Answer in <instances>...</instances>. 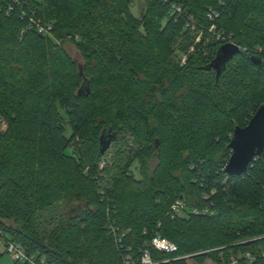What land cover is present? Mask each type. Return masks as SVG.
I'll return each mask as SVG.
<instances>
[{"label": "trees", "instance_id": "16d2710c", "mask_svg": "<svg viewBox=\"0 0 264 264\" xmlns=\"http://www.w3.org/2000/svg\"><path fill=\"white\" fill-rule=\"evenodd\" d=\"M135 1L0 0V242L48 264H123L159 233L179 250H152L157 264H264V157L225 173L234 128L264 104V0H144L140 18ZM219 31L241 51L218 76ZM127 137L136 148L101 168ZM63 199L71 214L40 233Z\"/></svg>", "mask_w": 264, "mask_h": 264}, {"label": "water", "instance_id": "95a60500", "mask_svg": "<svg viewBox=\"0 0 264 264\" xmlns=\"http://www.w3.org/2000/svg\"><path fill=\"white\" fill-rule=\"evenodd\" d=\"M240 48L233 44L220 47L215 60L207 69L215 68L219 76L226 63L240 53ZM112 139L102 137V153L111 145ZM231 157L225 167L229 176H241L248 171L256 157H264V104L261 105L245 127H235L229 144Z\"/></svg>", "mask_w": 264, "mask_h": 264}, {"label": "built area", "instance_id": "2783aa9c", "mask_svg": "<svg viewBox=\"0 0 264 264\" xmlns=\"http://www.w3.org/2000/svg\"><path fill=\"white\" fill-rule=\"evenodd\" d=\"M177 11H181L180 8H177ZM209 17L211 20H214L218 17V13L212 12L209 14ZM214 28L215 26L213 25L212 29ZM40 32H44V29L41 28ZM216 37L218 40H221L226 44H233L239 47V45L234 40V37L232 35H226L223 31L216 32ZM6 126H7L6 121L0 119L1 130L2 129L5 130ZM100 167L103 168L104 163H102ZM184 207H185L184 203L181 200H178L172 206V211H173L171 214L172 218L175 217L176 214L180 215L183 212ZM195 212L198 213L197 210H195ZM207 212H209L208 209H205L203 211V213H207ZM113 233H116L115 227L113 228ZM117 242L121 243V239H118ZM6 249H7V253L11 255L12 259L15 262H20L23 264H48V262L44 257H38L37 254L29 253L23 246L15 242H8ZM131 250L132 249L130 247L126 249L127 253L123 255V264H157V262L152 257V252H151L152 250H157L158 252L166 253V254H174L178 252L179 249L178 246L172 241H170L168 238L163 237L159 233H156L153 236H151L149 240L145 241L143 246L139 249V254L137 256L131 254ZM187 257H189V255L177 256V257L165 259V262H168L170 260H179ZM242 260L246 262L243 264H247V263L251 264L255 261V258L252 256L251 253L246 252L245 254H240L238 257L232 258L231 261L226 264H242L241 263Z\"/></svg>", "mask_w": 264, "mask_h": 264}, {"label": "rangeland", "instance_id": "374dc122", "mask_svg": "<svg viewBox=\"0 0 264 264\" xmlns=\"http://www.w3.org/2000/svg\"><path fill=\"white\" fill-rule=\"evenodd\" d=\"M145 7H146V4L144 0H136L135 4H133V6L131 7V11L136 17L140 18L141 13L145 9ZM215 28L212 29L211 27L210 31L211 30L215 31ZM190 29L194 30V27ZM211 32L213 33V31ZM190 36L192 39L194 38L193 43H192L194 45L201 41V38L203 36V31H200V32L192 31ZM207 41H209V38L207 39ZM63 45L66 51L68 52V54L72 57V59H74L77 63H82V59L80 58L76 50V47L73 44H71L68 41H65ZM193 45H190L186 49H183V50L180 48H176L175 55H176L177 60H179L181 63L183 62L186 63L188 56L192 53V50H194L195 45L194 46ZM120 148L123 151L124 150L127 151L128 148L135 149L136 147L134 146L133 139L127 137L126 139H124V141L121 144L119 145L113 144L111 146V148L108 150L101 164L104 163V166H106L107 164L112 165L114 161L118 159L116 156V152ZM136 166L138 165L135 164L133 167V170L136 176H139V172ZM75 206H76L75 203H70L68 202L67 199H63L59 203H57L54 207L40 213L37 217V226H38L39 232L43 234H49L52 230L56 229L60 224L64 222L68 214L69 213L71 214V211ZM0 250L1 252L5 253L3 257L0 259V264H23L20 262H15L12 259L11 255L7 253V249L5 248L2 242H0ZM205 264H216V263H214L211 260H207Z\"/></svg>", "mask_w": 264, "mask_h": 264}]
</instances>
